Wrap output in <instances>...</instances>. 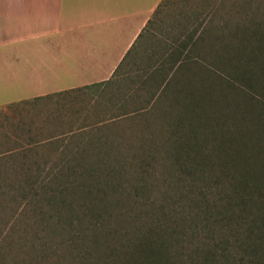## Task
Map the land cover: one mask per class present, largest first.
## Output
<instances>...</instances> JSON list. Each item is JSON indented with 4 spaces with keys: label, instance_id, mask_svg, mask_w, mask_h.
I'll return each instance as SVG.
<instances>
[{
    "label": "trees",
    "instance_id": "trees-1",
    "mask_svg": "<svg viewBox=\"0 0 264 264\" xmlns=\"http://www.w3.org/2000/svg\"><path fill=\"white\" fill-rule=\"evenodd\" d=\"M185 1L180 61L168 77L142 79L157 87L132 115L98 121L158 115L137 146L0 166L17 176L0 179V256L12 254L10 264H264V0ZM30 145L19 156L35 155Z\"/></svg>",
    "mask_w": 264,
    "mask_h": 264
},
{
    "label": "crops",
    "instance_id": "crops-1",
    "mask_svg": "<svg viewBox=\"0 0 264 264\" xmlns=\"http://www.w3.org/2000/svg\"><path fill=\"white\" fill-rule=\"evenodd\" d=\"M187 5L0 0V108L24 107L11 115H132L157 87L142 79L168 77L186 51Z\"/></svg>",
    "mask_w": 264,
    "mask_h": 264
},
{
    "label": "rangeland",
    "instance_id": "rangeland-1",
    "mask_svg": "<svg viewBox=\"0 0 264 264\" xmlns=\"http://www.w3.org/2000/svg\"><path fill=\"white\" fill-rule=\"evenodd\" d=\"M231 1L232 0H224L223 2L225 6L228 7ZM201 2L214 7L218 5L217 2L219 3L220 0H198V4ZM196 3L197 0H191L189 2L190 6L196 5ZM213 7L211 9H215ZM23 109L24 107H21L18 104L9 105L6 108H0V151L13 147L18 149L17 153H15L18 157L14 158L13 160L1 159L0 166H4L5 168H10V166L7 165L10 163H5L8 161H12L13 165L32 161L37 163L45 162L47 165L58 164L63 161L61 158H59L61 155L67 156L69 152L78 150L79 148V150L87 148L94 149L97 147H102V145L113 146L115 149L132 148L137 146L134 142V138L137 135L144 133L146 130H154V127L157 128V122L156 126L153 123V125L151 124L146 128L145 125L148 122L150 123L152 120L155 122L154 117L158 115H143L136 117L135 119L128 120H120L122 118H117L114 121L112 120V122L106 121L107 126L103 122L98 123V121L101 119L103 120L109 115H11L12 113L19 112ZM213 110L214 107L212 106L210 113H207V115H217V113H212ZM198 115L206 114L201 112ZM78 128L82 131H76ZM69 131H74L73 133L75 136H78L77 134L79 131H81V134H79L80 138H73L76 141L73 139L70 140L69 137H66L69 136L67 134L65 136H61V138H64L63 142H56L54 144L47 145V141H49L51 135H57L59 133L66 134L65 132ZM78 138L80 142H78ZM94 139H99L101 142H94ZM104 139L110 140L111 144L105 145L103 143ZM29 142H31L30 146L32 147L37 145L35 148V155H32L30 152L27 158H22L19 156V151L22 149V147H26L27 143ZM90 158L88 157L86 160H88V162L94 160L93 156H90ZM129 161L130 160L128 159L126 160L128 164H125L124 167L130 173L132 167H134L135 164L132 162V160L131 162ZM15 167L16 166H13V168ZM5 168V173L3 172V174L0 175V179L12 178L13 176L15 178L17 177L15 174L11 173L10 169ZM2 169L3 168L0 167V170ZM16 169L18 170V177L25 176L22 171L19 170L18 166ZM7 212L8 208H4L1 213L4 219ZM19 222L20 221H18L17 224H20ZM7 225L8 224H6V226ZM18 227L22 228L21 225ZM1 253L4 254L0 256V264H10L12 254H5V250H3Z\"/></svg>",
    "mask_w": 264,
    "mask_h": 264
}]
</instances>
